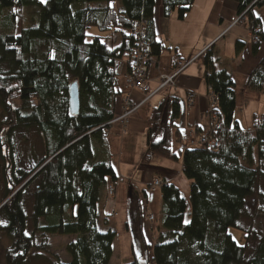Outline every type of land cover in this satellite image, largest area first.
<instances>
[{
	"label": "trees",
	"instance_id": "obj_1",
	"mask_svg": "<svg viewBox=\"0 0 264 264\" xmlns=\"http://www.w3.org/2000/svg\"><path fill=\"white\" fill-rule=\"evenodd\" d=\"M195 1L162 0L164 17L177 12L183 20ZM235 1L251 30L260 27L253 10L264 0ZM155 7L156 0H0V106L5 116L0 153L6 164L0 233L10 241L6 264H27L38 241L47 250L55 237L75 240L66 247L69 260L53 264H110L117 234L102 232L99 221L102 191L109 180H118L107 140L119 97L117 69L131 58L134 41L126 33L137 22L146 23L150 58L158 59L166 50L155 41ZM108 34L119 35L123 45L111 50ZM259 35L262 42L260 30ZM260 43H254V53ZM236 48L240 54L244 44ZM199 59L205 83L218 100L213 113L220 126L208 135L219 146L175 154L174 142L181 141L180 100L166 98L152 110L142 164L182 158L190 181L191 221L186 224L188 202L180 191L164 184L154 247L138 231L132 258L124 264H264V233L252 238L251 230L240 228L254 195L264 217V115L243 130L234 118L232 75L218 69L212 47ZM75 83L80 99L76 115L70 107ZM246 89L264 96V58ZM23 130H35L43 143L44 156L31 171L14 161L13 140ZM231 229L246 234L245 247L237 245Z\"/></svg>",
	"mask_w": 264,
	"mask_h": 264
},
{
	"label": "crops",
	"instance_id": "obj_2",
	"mask_svg": "<svg viewBox=\"0 0 264 264\" xmlns=\"http://www.w3.org/2000/svg\"><path fill=\"white\" fill-rule=\"evenodd\" d=\"M253 14L260 20V31L264 35V6L254 8ZM238 16L235 0H196L183 20L178 19L177 12L165 18L162 0H156L154 36L155 41L166 50L160 58H150L148 83L153 90H157L161 76L172 74L178 63L190 62V65L178 78L175 88L161 91L141 106L125 129L121 124H114L107 131L111 162L118 180H109L102 191L99 229L102 232L113 230L117 234L110 264H124L132 258L133 235L138 231L153 249L162 208L161 189H152L155 181L162 180L164 184L174 185L189 204L190 181L184 175L182 158L176 164L156 158L147 166L142 164V159L147 150L146 134L150 126V114L166 98L176 97L180 100L178 126L181 141L182 130L196 132L197 142L188 144V149L201 148L198 143L200 138L210 133L211 90L205 83V69L199 59L203 53L214 48L218 69L232 75L236 86L234 118L240 127L249 130L255 116L264 115V96L246 89L250 74L264 58V40L257 53H254L255 44L248 29L233 26ZM107 36L110 38L108 45L111 50L123 45L119 35ZM238 43L244 44L240 54H237ZM128 61V58H124L117 69L119 97L115 105L116 117L122 114L127 98L135 105H141L146 98L144 93L127 83ZM180 142H174L173 145V152L177 155L188 150L180 146ZM110 187L115 189L113 197L109 195ZM150 215H154V222L149 221ZM152 257L153 252L150 259Z\"/></svg>",
	"mask_w": 264,
	"mask_h": 264
},
{
	"label": "rangeland",
	"instance_id": "obj_3",
	"mask_svg": "<svg viewBox=\"0 0 264 264\" xmlns=\"http://www.w3.org/2000/svg\"><path fill=\"white\" fill-rule=\"evenodd\" d=\"M41 1L45 2L47 0H41ZM259 9L260 8H257V10ZM238 18H240V16H238ZM244 19L245 18L243 17L241 20ZM4 120H5L4 112L2 107L0 106V128ZM122 127L124 126L122 125ZM196 139H198V137L195 131L182 130V141L179 144L180 146H183L184 149H188L187 147L188 144H193L197 142ZM13 145H14V161L19 168L24 169L26 171L33 170V168L44 156L43 143L41 137L35 130L18 131L14 137ZM189 148H196V147H189ZM3 155L4 154L0 153V204L6 192V180H5L6 164L4 162ZM173 164L176 163L173 162ZM114 194H115V189H114ZM259 202L260 201L257 195H254L251 199L248 200L244 216L240 223V228L243 229L244 231L251 230L252 238H254L253 236L259 237L261 234L264 233V217L258 212L260 208ZM190 215H191V206L190 204H188V210L185 218L186 224H189L191 221ZM230 235L232 236V238L239 247L246 246V241H245L246 234L242 230L231 229ZM73 240H75V238H71V237L51 238L49 240L47 250H43L42 248H40L42 243L41 241H38V249L32 252L31 258L27 264H53L57 261L67 262L69 260V256L66 254V247ZM254 244L255 242L251 239V246H253ZM9 247H10V241L8 237L4 233H0V264H6L5 251Z\"/></svg>",
	"mask_w": 264,
	"mask_h": 264
},
{
	"label": "built area",
	"instance_id": "obj_4",
	"mask_svg": "<svg viewBox=\"0 0 264 264\" xmlns=\"http://www.w3.org/2000/svg\"><path fill=\"white\" fill-rule=\"evenodd\" d=\"M243 17L238 18L233 26H242L251 34L254 43H260L261 37L259 35L260 27L255 30H251V25L247 19L241 20ZM126 36L134 41V47L132 51L131 58L129 59V75L127 77L128 85L138 91L144 93L147 97L141 105H135L130 98H127L124 102L122 114L116 117L108 125L112 126L114 124H122L124 129L127 127L130 119L134 116L141 106L147 104L154 96L165 89L175 88L177 86V80L180 75L186 70L190 65V62H180L178 63L177 69L170 75L161 76L159 87L157 90H153L148 83L149 81V64L150 55L152 53V47L150 43L146 40V23L144 21L137 22L131 29L126 33ZM210 102L212 106L211 120L212 127L210 132L215 131L220 126V120L213 111L218 106L217 96L211 91L210 92ZM125 133V131H124ZM199 144L201 147H213L217 148L219 146L218 142L212 139L209 135L200 138ZM164 185L162 180H157L154 182L152 189H161ZM114 188L110 187L109 195L113 196ZM150 222L155 221V217L152 215L149 217Z\"/></svg>",
	"mask_w": 264,
	"mask_h": 264
},
{
	"label": "water",
	"instance_id": "obj_5",
	"mask_svg": "<svg viewBox=\"0 0 264 264\" xmlns=\"http://www.w3.org/2000/svg\"><path fill=\"white\" fill-rule=\"evenodd\" d=\"M70 107L74 115H76L79 112L80 99H79V93H78V83H75L70 88ZM37 173H35L34 175H36Z\"/></svg>",
	"mask_w": 264,
	"mask_h": 264
}]
</instances>
